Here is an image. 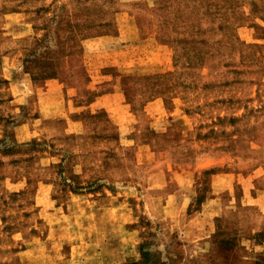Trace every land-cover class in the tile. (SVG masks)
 Wrapping results in <instances>:
<instances>
[{
  "label": "rangeland",
  "instance_id": "374dc122",
  "mask_svg": "<svg viewBox=\"0 0 264 264\" xmlns=\"http://www.w3.org/2000/svg\"><path fill=\"white\" fill-rule=\"evenodd\" d=\"M21 51L58 112L27 145L0 116V264H264V0H0V101ZM109 51L167 56L104 70L123 130L85 61Z\"/></svg>",
  "mask_w": 264,
  "mask_h": 264
},
{
  "label": "crops",
  "instance_id": "0c3cea01",
  "mask_svg": "<svg viewBox=\"0 0 264 264\" xmlns=\"http://www.w3.org/2000/svg\"><path fill=\"white\" fill-rule=\"evenodd\" d=\"M88 52L89 51H86V53ZM121 52L128 51H109L103 55V57L101 56L98 59L94 57V59L91 58L90 60L86 58L85 61L87 68L89 69L91 66V68L98 74V84L112 79V84H110L111 89L105 92L106 94H100L95 103L99 104V109L105 108L109 112L112 120L121 126L120 130H123L125 126H122L120 117L122 118L124 114L129 116L131 120L137 119V112L135 109H132V106L127 102L126 98H124V90L121 84L122 75L115 76L113 79V75L108 76L104 70L109 68L110 70H117L120 73H126L132 71L133 65L137 64L140 66L138 69L139 73L162 72L166 69L161 67L164 64L162 61L167 56L160 53L158 63H155L158 67L154 68L143 67L140 60H142L144 56L136 55L133 57H136L137 63L135 64L136 59H132V57L131 67L130 65H127L129 62L126 57L127 53L124 55ZM24 55L25 51L17 53L10 52L8 55H4L2 64L4 71L2 72L1 83H3L5 93L2 95L3 97L0 101V116L1 119L10 121V123L13 124V145H27L28 142L36 138L42 140V138L46 137V129L52 120V116L58 112V107L54 100L56 98V93L53 90L56 87L57 82L52 79V76L43 77L44 79L37 80L38 78H35L31 72L26 70L23 58ZM150 65L152 66V63H150ZM157 106H161L160 100H152L148 102L146 109L154 115L155 119L159 120L162 116H158ZM70 112H72V110H70ZM184 118H186V116H184ZM71 132L75 131L71 130ZM77 132H82V129ZM132 132L131 129H127L124 132L122 131V134L123 136H130ZM7 137L10 139L11 136L7 134ZM132 142L133 140L129 141L128 144H131ZM151 144L152 143H148L147 148L153 150V144ZM44 152H47V150ZM115 167L116 166H111L108 170L111 171L113 168L115 169ZM107 179L108 185L116 183V180L114 179ZM106 188L109 189L108 186H106ZM103 193L104 192L102 191L97 194ZM92 194V192H79L72 195L84 198L92 196ZM256 247L258 250H264V239L263 242L259 243L258 241Z\"/></svg>",
  "mask_w": 264,
  "mask_h": 264
}]
</instances>
